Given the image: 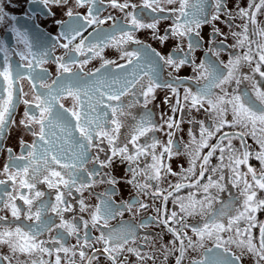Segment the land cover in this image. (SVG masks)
I'll return each instance as SVG.
<instances>
[{
    "label": "snow or ice",
    "instance_id": "snow-or-ice-1",
    "mask_svg": "<svg viewBox=\"0 0 264 264\" xmlns=\"http://www.w3.org/2000/svg\"><path fill=\"white\" fill-rule=\"evenodd\" d=\"M229 2L0 0V264H264V0Z\"/></svg>",
    "mask_w": 264,
    "mask_h": 264
},
{
    "label": "flooded vegetation",
    "instance_id": "flooded-vegetation-1",
    "mask_svg": "<svg viewBox=\"0 0 264 264\" xmlns=\"http://www.w3.org/2000/svg\"><path fill=\"white\" fill-rule=\"evenodd\" d=\"M136 2L138 3L139 0H136ZM249 0H230L229 2V7H233L235 4L239 3L240 6L242 7H246L247 4H248ZM24 7H27L26 3H25V0H20V5L17 6L16 8L14 9H11L12 12H14L15 14H21L22 11H23V8ZM52 11L56 13V17L55 19H60V18H63V13L62 11L57 8V7H52ZM107 14V13H105ZM114 15H119L118 12L114 13ZM259 19L261 20H264V16H260L258 17ZM43 20V23L41 24V27L42 28H46V29H51L53 27V18L49 17V16H43L41 18ZM224 17H221V20H223ZM37 23H40V20L37 21ZM170 22L169 21H162L161 22V25H160V28H161V31H163L164 28H166L168 26ZM236 24H240L241 21L240 20H236L235 21ZM217 26L222 30L224 31L225 33H227L229 31L228 27L226 24L224 23H221V22H217ZM250 31H251V28H250ZM211 32V26L210 25H205L203 30H202V35L205 37V41H207L208 37H209V34ZM139 35V38L145 40L146 42L148 43H151L153 47H156L158 50L160 51H163L165 54L171 50V48L174 46V42H170L169 45L165 46V47H161L159 44H157L156 42L152 41L150 39V33L149 32H141L138 34ZM228 44H232L234 43V41L232 40V38L229 36V39L227 41ZM205 47H207V44L205 43ZM63 50H58L57 51V55L61 54ZM104 55L106 58L108 59H112V60H119V54L118 52L115 50V49H112V48H108V49H105L104 50ZM196 55L198 57H203V51H198L196 53ZM223 60L227 61L228 59V54L227 53H224L222 54V57H221ZM122 62V61H120ZM99 63L100 61L98 59L96 60H93L86 68V70L88 69H92V68H95V67H98L99 66ZM49 70L50 72L53 74V76L55 75V65H51L49 66ZM245 72L248 71L247 67H245L243 69ZM180 75L181 76H188L190 75V70H182L180 72ZM24 83V90L26 92H29V98L31 97V92H30V89L28 87V84L27 82H23ZM183 94V90L181 89V95ZM166 95H171L170 92H168L167 90H164V89H157V92H156V99L153 101V103L151 105H149L150 108L153 109V111L157 114V118L159 117V114L161 112H164V113H167V114H171L170 113V109H169V105L164 103V98ZM174 102V101H173ZM65 105L66 106H71V101L70 100H66L64 101ZM23 105H20L17 109V112H16V120L19 121L22 117H23ZM194 115H197L195 113H193ZM177 116L179 117V113L177 114ZM197 118L200 119V118H203L202 114H199L197 115ZM192 127L191 125L185 123L182 125V128L184 129L183 132L180 133V135L183 137V140L186 142L188 140V136H187V130L188 128ZM198 131V129H197ZM159 136V138L161 140H164L166 141L167 137L164 136L162 133H158L157 134ZM19 138H20V134L19 133H16L15 130L13 131L12 135L10 138H8L5 142V146L6 148H12L13 151L17 154H19V151H20V147H19ZM26 140H28L29 142L31 141V137L30 136H25L24 137ZM249 143L252 144V141L249 140ZM253 147H256L255 145H253ZM7 158V153H3V154H0V167H3V164L5 162ZM252 163L254 165H258V162L256 161H252ZM176 165V160L174 158L173 160V166L175 167ZM185 166H187L185 164ZM117 175L118 176H123L124 175V169L123 167H118L117 169ZM108 186L107 185H100L98 187H96L94 189L95 192H103L105 190V188H107ZM131 188L126 186V185H118L117 186V192H118V195L116 196V199L117 201H119L120 199H128L129 197V193L131 192ZM233 191H235V189H233ZM79 194L78 193H74V198L76 196H78ZM85 197L88 198V193L86 192L85 194ZM89 200V203L91 204H96L97 203V200L96 198L93 196L91 198H88ZM151 214H154V213H149V215ZM129 217L128 215L126 214L124 219L127 220ZM258 218L261 220V221H264V213H261V214H258ZM139 219V217L137 218ZM113 224H116L117 221H113L112 222ZM156 232H159V229H155ZM167 239V238H166ZM72 243H75L74 240L71 241ZM99 247V245H98ZM131 259H134L131 258ZM101 262L103 264V258H101ZM158 264H160V262L158 261ZM244 264H251V261H249L247 258H245V262Z\"/></svg>",
    "mask_w": 264,
    "mask_h": 264
}]
</instances>
